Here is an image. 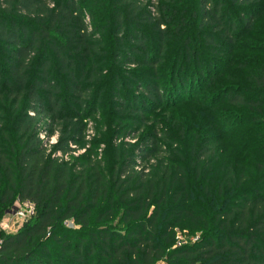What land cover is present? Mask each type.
Wrapping results in <instances>:
<instances>
[{
	"label": "trees",
	"instance_id": "1",
	"mask_svg": "<svg viewBox=\"0 0 264 264\" xmlns=\"http://www.w3.org/2000/svg\"><path fill=\"white\" fill-rule=\"evenodd\" d=\"M262 16L264 0H0V220L36 209L0 229V264H264ZM106 103L142 127L116 130L137 142L109 171L88 142ZM181 224L199 239L176 245Z\"/></svg>",
	"mask_w": 264,
	"mask_h": 264
},
{
	"label": "rangeland",
	"instance_id": "2",
	"mask_svg": "<svg viewBox=\"0 0 264 264\" xmlns=\"http://www.w3.org/2000/svg\"><path fill=\"white\" fill-rule=\"evenodd\" d=\"M251 39L262 42L264 38V16L259 18L255 23V28L250 35ZM176 112V119L181 120H188L190 123H194L195 119L197 118L195 110L192 108V105L188 103H184L180 108L177 109ZM110 108L108 106V103L104 104L101 108L98 114L94 117H92L88 122V142L90 146L94 149H96V155L93 157L94 162H102L103 167L109 171L110 168H112V162H113V156L115 154L116 145L121 144L122 142L126 143H132L135 144L137 142L136 140H132L131 135H136L134 132L140 130L142 127L140 125H132L131 123H125L121 121H113V118L109 115ZM166 117V116H164ZM171 119H175L174 117H170ZM169 118V119H170ZM168 119V118H167ZM166 122L164 120H161L158 128V132L164 133V128L167 126L166 124H170V121ZM173 121V120H172ZM127 127V128H125ZM118 128L126 129L125 132L132 131L131 135L124 134V138L121 139V141H118L116 130ZM232 136V135H231ZM230 139H235L234 141L237 143V145H240V140L243 143L244 139L233 135L230 137ZM232 141V140H230ZM52 143H55V139ZM234 145V144H233ZM238 147V146H237ZM85 154L84 150L77 149L75 154L73 155V160H77L80 157H82ZM165 155V154H163ZM249 167V165H247ZM253 170V169H252ZM251 169H246V172L248 175H251L252 173L256 175L255 170L252 171ZM251 180V178H249ZM17 209L16 206L13 207L11 210L5 213V215L0 220V229L4 230L5 232L9 233L10 229L13 230L12 224L16 222L15 213ZM8 225L10 229L5 227ZM69 229H78V226H75L72 222L68 225ZM16 232V231H15ZM199 239V235L190 231V228H188L186 225L181 224L175 229V236H174V242L176 245L181 244H187L192 243L195 240Z\"/></svg>",
	"mask_w": 264,
	"mask_h": 264
},
{
	"label": "built area",
	"instance_id": "3",
	"mask_svg": "<svg viewBox=\"0 0 264 264\" xmlns=\"http://www.w3.org/2000/svg\"><path fill=\"white\" fill-rule=\"evenodd\" d=\"M15 206L17 211L14 215L17 220L12 224L13 230L8 228L9 227L8 225L5 226L8 229H10L9 233L18 231L20 227H22L23 224L26 223L35 214V210H36L35 205L30 202H24V203L17 202Z\"/></svg>",
	"mask_w": 264,
	"mask_h": 264
}]
</instances>
